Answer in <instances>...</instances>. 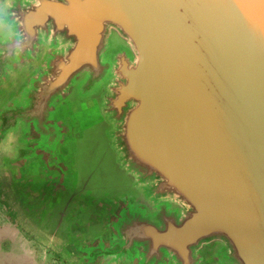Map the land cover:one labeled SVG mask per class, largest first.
Returning <instances> with one entry per match:
<instances>
[{"label": "water", "instance_id": "obj_1", "mask_svg": "<svg viewBox=\"0 0 264 264\" xmlns=\"http://www.w3.org/2000/svg\"><path fill=\"white\" fill-rule=\"evenodd\" d=\"M0 184L71 264H264V0H0Z\"/></svg>", "mask_w": 264, "mask_h": 264}, {"label": "rangeland", "instance_id": "obj_2", "mask_svg": "<svg viewBox=\"0 0 264 264\" xmlns=\"http://www.w3.org/2000/svg\"><path fill=\"white\" fill-rule=\"evenodd\" d=\"M0 226L4 227L1 229V232L4 230L7 232L8 236L11 238H16V246L13 248V252L21 253L23 251H30L32 249L46 250L50 255L52 264H71L63 256H61L54 247H51L44 243L37 235H35L24 223L20 221L16 212L13 210L12 206L8 201L7 195L2 191V185L0 184ZM4 240V239H2ZM9 241L0 242V244H5L3 247L9 250L10 246ZM9 259H12L14 256L12 254L7 255ZM8 263L3 261V263Z\"/></svg>", "mask_w": 264, "mask_h": 264}, {"label": "crops", "instance_id": "obj_3", "mask_svg": "<svg viewBox=\"0 0 264 264\" xmlns=\"http://www.w3.org/2000/svg\"><path fill=\"white\" fill-rule=\"evenodd\" d=\"M4 227L0 226V242L9 241V250H7L3 247L5 244H0V259L3 261H7L8 263L3 264H52V260L50 258V255L47 253L46 250H40V249H32L30 251H23V252H13L16 246V238H10L6 231H2ZM4 239V240H2ZM12 254L14 257L12 259L8 258V254ZM24 253H28L29 255L25 256Z\"/></svg>", "mask_w": 264, "mask_h": 264}, {"label": "clouds", "instance_id": "obj_4", "mask_svg": "<svg viewBox=\"0 0 264 264\" xmlns=\"http://www.w3.org/2000/svg\"><path fill=\"white\" fill-rule=\"evenodd\" d=\"M10 139V138H9ZM25 256L29 255L28 253H24ZM0 264H3V260L0 259Z\"/></svg>", "mask_w": 264, "mask_h": 264}]
</instances>
